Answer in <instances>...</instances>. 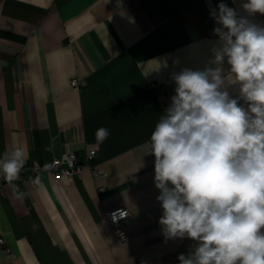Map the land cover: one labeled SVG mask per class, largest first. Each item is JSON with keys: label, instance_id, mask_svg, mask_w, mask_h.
<instances>
[{"label": "crops", "instance_id": "0c3cea01", "mask_svg": "<svg viewBox=\"0 0 264 264\" xmlns=\"http://www.w3.org/2000/svg\"><path fill=\"white\" fill-rule=\"evenodd\" d=\"M220 2L0 0V156L23 147V170L42 167L38 182L5 183L0 233L10 251L0 247V264H179L195 246L161 233L145 144L174 95L171 74L211 58L209 13ZM223 2L245 15V0ZM100 127L110 136L97 144ZM91 148L99 178L86 163ZM69 150L82 172L55 179L51 161ZM118 206L129 210L124 242L107 219Z\"/></svg>", "mask_w": 264, "mask_h": 264}, {"label": "clouds", "instance_id": "9594fccd", "mask_svg": "<svg viewBox=\"0 0 264 264\" xmlns=\"http://www.w3.org/2000/svg\"><path fill=\"white\" fill-rule=\"evenodd\" d=\"M241 8L221 0L210 10L211 58L171 74L174 95L145 144L163 237L195 242L179 264H264V24L251 19L264 15V0ZM109 136L95 132L97 144ZM25 162L23 147L5 150L4 180L17 181Z\"/></svg>", "mask_w": 264, "mask_h": 264}, {"label": "built area", "instance_id": "2783aa9c", "mask_svg": "<svg viewBox=\"0 0 264 264\" xmlns=\"http://www.w3.org/2000/svg\"><path fill=\"white\" fill-rule=\"evenodd\" d=\"M79 83L77 78L71 79L72 85H77ZM153 92H156L155 86L152 87ZM95 155V149L91 148L87 151L86 154V163L89 164L91 173L94 176V178H99L100 176L104 175V172L95 164H90L93 157ZM84 166V163L81 161L79 155L77 152L73 150L67 151L63 156L61 157H55L51 161V170L52 175L55 179L61 178V177H70L74 174H81L82 168ZM42 167L40 164L35 162L32 166V169L30 172H25L23 169L20 174V178L17 181H14L16 183L21 182L23 179H27L32 183H35L37 181L38 175L41 172ZM5 183L6 181L3 178V174L0 173V197H2L5 194ZM103 186H99V190H103ZM129 215V210L125 206H118L108 211L107 213V219L108 221L114 226V232L119 240L126 241L128 239V233L125 229V227L122 224V221L127 218ZM0 247H3L6 251H10L9 246L5 244V239L3 235L0 233ZM143 262H139V264H142Z\"/></svg>", "mask_w": 264, "mask_h": 264}]
</instances>
